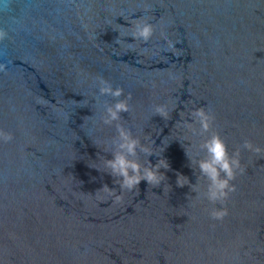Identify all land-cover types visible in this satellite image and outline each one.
<instances>
[{
    "label": "water",
    "instance_id": "obj_1",
    "mask_svg": "<svg viewBox=\"0 0 264 264\" xmlns=\"http://www.w3.org/2000/svg\"><path fill=\"white\" fill-rule=\"evenodd\" d=\"M141 17L147 43L128 34ZM0 33V130L13 135L0 139V264H264V154L241 149L223 221L176 184L199 175L180 112L210 110L230 153L264 148V0H0ZM100 77L131 93L119 123L169 163L159 187L141 181L121 203L97 193H120L95 169L117 134Z\"/></svg>",
    "mask_w": 264,
    "mask_h": 264
},
{
    "label": "clouds",
    "instance_id": "obj_2",
    "mask_svg": "<svg viewBox=\"0 0 264 264\" xmlns=\"http://www.w3.org/2000/svg\"><path fill=\"white\" fill-rule=\"evenodd\" d=\"M130 23L132 27L128 34L133 40L147 43L154 35L155 26L147 19L141 17L131 20ZM3 35V33H0V37ZM161 35L171 46V41L168 40L167 36H164L163 33ZM116 43H121L120 34L116 39ZM129 46H132V44ZM3 68L4 66L0 65V70H3ZM98 79L99 94L116 98L114 104L106 105L101 116L102 124L111 126L116 122L117 134L110 141H105L103 150L105 153L110 154L111 158L106 156L100 158V166L95 169L113 177V183L119 185L120 193L117 194L116 189L110 188L107 184L99 189L97 193H105L106 200L112 197L113 203H121L125 191L132 192L135 190L139 192L141 181H146L148 186L152 188L159 187L166 180V176L160 169H168L169 163L161 157V152L156 153L153 147L154 142L142 143L141 138L134 136L131 129L119 123L122 120L121 113H128L131 110L129 104L132 99L131 93H128L124 99H119L124 96V90L121 87L113 88L112 84L103 77ZM173 110L174 108L170 110L166 104H157L154 105L153 115H158L167 121L171 119V111ZM179 115L182 120V128L186 130L184 132L187 137L185 141L187 143L184 144L185 152L191 167L198 168L199 175L197 176V182L190 184L188 177L177 174L176 184L178 187L189 185L191 191L196 193L194 199L199 200V202L206 199L213 205L208 211L209 217L213 221H223L229 215V210L225 206L226 202L230 194L237 191V186L233 181L236 180L238 174L242 175L247 170L246 166L241 163V149L261 155L264 154V148L254 145L251 140L246 139L242 146L237 147L230 153L219 132L213 130L215 116L210 113V110H206L205 107L195 108L189 113L191 122L183 119L185 115H182L181 112ZM197 124L199 125L198 128ZM205 134H208L207 137L198 145L192 141L193 136L203 137ZM0 139L7 143L13 139V135L0 130ZM144 140L148 141V138L145 137ZM189 150H191V155H189ZM141 154L146 158L144 162H141ZM153 155L161 157L155 165L148 160V157ZM217 204L221 206L216 207ZM212 227L215 228L216 225L213 224Z\"/></svg>",
    "mask_w": 264,
    "mask_h": 264
}]
</instances>
